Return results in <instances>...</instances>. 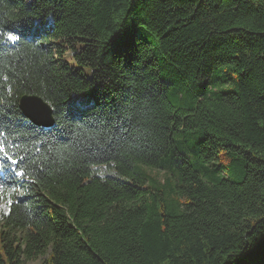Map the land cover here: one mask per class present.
I'll list each match as a JSON object with an SVG mask.
<instances>
[{"label":"trees","instance_id":"trees-1","mask_svg":"<svg viewBox=\"0 0 264 264\" xmlns=\"http://www.w3.org/2000/svg\"><path fill=\"white\" fill-rule=\"evenodd\" d=\"M0 36V264H264V0H0Z\"/></svg>","mask_w":264,"mask_h":264},{"label":"water","instance_id":"water-1","mask_svg":"<svg viewBox=\"0 0 264 264\" xmlns=\"http://www.w3.org/2000/svg\"><path fill=\"white\" fill-rule=\"evenodd\" d=\"M19 108L24 117L42 128H49L53 124L52 112L48 105L36 97L22 98Z\"/></svg>","mask_w":264,"mask_h":264},{"label":"rangeland","instance_id":"rangeland-1","mask_svg":"<svg viewBox=\"0 0 264 264\" xmlns=\"http://www.w3.org/2000/svg\"><path fill=\"white\" fill-rule=\"evenodd\" d=\"M97 174L101 177H104V176H116L115 173L113 171H109L107 169H105L104 167H101V168H98L97 169ZM151 175H154L156 177V179L158 181H163L165 175L163 172L161 171H151L150 172ZM7 214V208L5 205H1L0 206V219L2 218V216L6 215ZM43 259H39L38 261L36 262H28L27 264H39Z\"/></svg>","mask_w":264,"mask_h":264},{"label":"snow or ice","instance_id":"snow-or-ice-1","mask_svg":"<svg viewBox=\"0 0 264 264\" xmlns=\"http://www.w3.org/2000/svg\"><path fill=\"white\" fill-rule=\"evenodd\" d=\"M4 40V37L3 36H0V41H3ZM18 40V36L17 35H9L7 36V41H17ZM6 150L4 147L0 146V153H4ZM6 160H10L11 163L13 164H16L18 163L16 160L12 159V157L10 156H6L5 157ZM16 175H24L23 173H19L17 172Z\"/></svg>","mask_w":264,"mask_h":264}]
</instances>
